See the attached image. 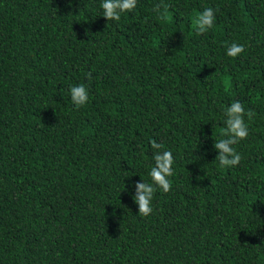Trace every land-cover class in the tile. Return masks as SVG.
<instances>
[{"label": "trees", "instance_id": "16d2710c", "mask_svg": "<svg viewBox=\"0 0 264 264\" xmlns=\"http://www.w3.org/2000/svg\"><path fill=\"white\" fill-rule=\"evenodd\" d=\"M100 4L0 0V264H264V0H138L119 22ZM206 7L216 22L197 35ZM234 100L255 115L222 168ZM152 139L174 175L144 217Z\"/></svg>", "mask_w": 264, "mask_h": 264}, {"label": "clouds", "instance_id": "9594fccd", "mask_svg": "<svg viewBox=\"0 0 264 264\" xmlns=\"http://www.w3.org/2000/svg\"><path fill=\"white\" fill-rule=\"evenodd\" d=\"M138 0H101L100 7L103 10V16L107 21L121 20V13H131L137 6ZM164 8V11L161 9ZM152 11L157 14V19L166 21L167 6L158 3L153 6ZM218 8L206 7L193 18V27L197 35L204 34L214 27ZM245 51V45L238 42L226 44V55L236 58ZM91 73L88 79L91 80ZM70 96L74 105L83 106L89 100L88 88L81 83L70 87ZM255 112L251 109L246 110L239 100H234L224 109V127L220 130V138L214 141L213 147L218 155L215 160L219 162L222 168L236 167L242 160V155L236 150L234 145L247 139L249 135L248 121L252 120ZM151 148L154 149V166L150 168L149 176L151 182L142 180L135 183L134 201L138 205V214L140 216H149L153 213L152 201L157 188L163 192H170L172 182L169 179L174 175L173 165L175 159L171 150L165 149L163 142H157L155 139L150 141Z\"/></svg>", "mask_w": 264, "mask_h": 264}]
</instances>
